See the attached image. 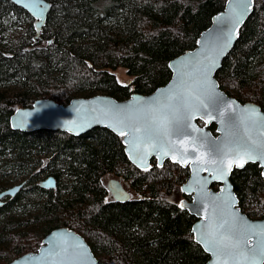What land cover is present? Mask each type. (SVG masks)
<instances>
[{
  "label": "trees",
  "instance_id": "16d2710c",
  "mask_svg": "<svg viewBox=\"0 0 264 264\" xmlns=\"http://www.w3.org/2000/svg\"><path fill=\"white\" fill-rule=\"evenodd\" d=\"M46 1L50 10L37 34L26 11L0 0V192L24 182L0 208V264L35 252L60 227L81 234L100 264H205L208 255L191 233L195 218L171 199L188 168L168 160L159 167L152 159L139 170L127 160L121 137L107 129L78 137L24 133L12 130L9 119L37 99L65 105L95 94L123 100L153 92L170 80L169 62L196 46L226 0ZM119 68L132 78L128 85L117 81ZM215 78L227 95L264 112V0H254ZM106 175L138 195L108 201ZM49 176L55 188L40 187ZM230 181L241 211L262 219L261 168L248 164Z\"/></svg>",
  "mask_w": 264,
  "mask_h": 264
},
{
  "label": "water",
  "instance_id": "95a60500",
  "mask_svg": "<svg viewBox=\"0 0 264 264\" xmlns=\"http://www.w3.org/2000/svg\"><path fill=\"white\" fill-rule=\"evenodd\" d=\"M26 11L33 19L37 34L46 23L50 4L46 0H9ZM254 0H226L223 10L211 18L210 26L204 30L193 49H189L169 62L170 80L153 92L143 95L134 93L130 97L118 100L107 94H95L91 97H76L67 104H58L51 99H37L30 107L18 108L10 116L12 130L30 133L48 130L67 133L78 137L94 129H107L121 137L124 154L130 164L139 169L150 168L151 160L161 167L170 161L181 168H188L187 180L181 185L182 194L190 200H182L179 207L195 218L191 226L194 242L208 255L205 264H217L218 257L206 250L207 245L201 239L208 218L213 215L227 218L238 216L242 227L255 226L257 232L264 229L262 219H251L241 211L238 199L230 181L234 170H241L248 164H257L264 179V159L231 163V156L217 153L226 140H235L251 136L257 145L264 141V112L255 103H241L229 97L219 87L215 78L223 60L234 47L240 30L253 11ZM237 16L240 17L237 22ZM214 64V66H213ZM193 92L190 97V116L187 126L181 125L180 131L168 141L144 143L138 141L130 132L121 135V125L117 122L118 108L138 106L137 102L163 100L170 91ZM198 97V99L196 98ZM132 109H129L131 111ZM203 123V125H200ZM215 125L213 133L209 127ZM126 130V129H125ZM226 133L228 134L226 136ZM221 163L224 174H221ZM23 184H17L0 192V208L7 198H14ZM213 184H218L217 190ZM45 189H54L55 179L49 176L39 184ZM115 201H127L129 194L115 181L107 184ZM246 249L256 248L264 235L245 234ZM249 257L241 264H264V257ZM9 264H100L85 239L73 230L60 227L45 235L35 252H28Z\"/></svg>",
  "mask_w": 264,
  "mask_h": 264
},
{
  "label": "snow or ice",
  "instance_id": "6c2138e0",
  "mask_svg": "<svg viewBox=\"0 0 264 264\" xmlns=\"http://www.w3.org/2000/svg\"><path fill=\"white\" fill-rule=\"evenodd\" d=\"M236 19L239 22L240 17L237 16ZM193 95L191 90L170 91L164 94L163 100L158 98L153 101H138V106L118 108L117 122L122 126L120 134L128 135L130 132L138 141L144 143L168 141L172 135L180 131L181 125L187 126L191 114L190 97ZM261 136H264V131L261 132ZM223 144V148H218L217 153L232 157L229 166L236 161H241L238 166L242 167L243 162L247 160L264 159V141L257 145L251 136L226 140ZM220 170L223 175V163ZM208 219L201 239L207 245L206 250L212 251L219 258L217 264H241L242 260H249L245 255L246 250L251 252L252 257L257 255L264 257V239L258 241L257 247L252 249L245 248L247 241L243 239L245 234L264 235V229L257 232L255 226L242 227L238 224V216L234 215L231 220L222 216L217 217L215 210Z\"/></svg>",
  "mask_w": 264,
  "mask_h": 264
},
{
  "label": "rangeland",
  "instance_id": "374dc122",
  "mask_svg": "<svg viewBox=\"0 0 264 264\" xmlns=\"http://www.w3.org/2000/svg\"><path fill=\"white\" fill-rule=\"evenodd\" d=\"M114 74H115V77H116V79H117V81L121 84V85H128L130 82H131V80H132V78L130 77V76H128L127 74H126V71L124 70V69H122V68H119V69H117L116 71H114ZM221 89V88H220ZM222 90V89H221ZM229 96V95H228ZM230 97V96H229ZM246 102H248V101H246ZM242 103V102H241ZM252 103V102H251ZM200 125H203V123H199ZM163 166V165H162ZM110 180H118V181H120V183L123 185V187H124V189L129 193V194H132L134 197H132L133 199L135 198V196H137L138 194L135 192V191H133L130 187H129V185H128V183H126L125 181H123L122 179H120V178H118V177H116L115 175H106V176H104L103 177V179H102V184L105 186V187H107V184H108V182L110 181ZM21 181H18V182H16L15 183V185L16 184H18V183H20ZM9 186H12V185H9ZM180 187L181 186H179V188H178V192H177V194L175 193L174 194V196L171 198L175 203H178V206H179V203L182 201V200H184V199H188V201L190 200V198L189 197H186V196H184L183 194H182V192H181V190H180ZM214 190H217V188L215 189V188H213ZM109 195H111L110 193H109ZM186 199V200H187ZM107 200L109 201V200H111L109 197L107 198ZM20 214H17V216H19ZM68 228V227H67ZM68 229H70V228H68ZM20 229H16V231H19ZM70 230H73V229H70ZM73 231H75V230H73ZM76 232V231H75ZM77 233V232H76ZM79 234V233H78ZM79 235H81V234H79ZM82 236V235H81ZM83 237V236H82ZM85 239V238H84Z\"/></svg>",
  "mask_w": 264,
  "mask_h": 264
},
{
  "label": "flooded vegetation",
  "instance_id": "af4514ba",
  "mask_svg": "<svg viewBox=\"0 0 264 264\" xmlns=\"http://www.w3.org/2000/svg\"><path fill=\"white\" fill-rule=\"evenodd\" d=\"M126 191V190H125ZM127 192V191H126ZM128 193V192H127ZM129 194V193H128ZM110 199H111V201L113 200V201H115L114 199H113V197L111 196V195H109L108 196ZM132 197H134L132 194H129V199L130 198H132ZM133 199V198H132ZM187 199V198H186ZM188 200V199H187Z\"/></svg>",
  "mask_w": 264,
  "mask_h": 264
},
{
  "label": "bare ground",
  "instance_id": "6f19581e",
  "mask_svg": "<svg viewBox=\"0 0 264 264\" xmlns=\"http://www.w3.org/2000/svg\"><path fill=\"white\" fill-rule=\"evenodd\" d=\"M212 126V125H211ZM210 126V127H211ZM215 126V125H214ZM210 127H209V129H210ZM214 132H215V130H214ZM213 132V133H214ZM115 181H117L120 185H121V187L124 189V187H123V185L120 183V181H118V180H115ZM22 183H24V182H22ZM22 183H18V184H22ZM107 189H108V186H107ZM108 191H109V189H108ZM109 193H110V191H109ZM111 194V193H110Z\"/></svg>",
  "mask_w": 264,
  "mask_h": 264
}]
</instances>
